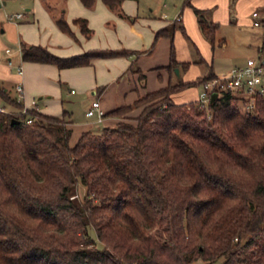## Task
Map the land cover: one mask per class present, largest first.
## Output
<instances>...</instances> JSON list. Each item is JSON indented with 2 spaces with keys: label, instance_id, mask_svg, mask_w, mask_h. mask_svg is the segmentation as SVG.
Returning a JSON list of instances; mask_svg holds the SVG:
<instances>
[{
  "label": "trees",
  "instance_id": "trees-1",
  "mask_svg": "<svg viewBox=\"0 0 264 264\" xmlns=\"http://www.w3.org/2000/svg\"><path fill=\"white\" fill-rule=\"evenodd\" d=\"M101 1L129 17L122 0ZM80 2L91 9L96 0ZM184 5L191 7L190 0ZM47 10L72 36L64 9ZM204 12L193 8L208 37L216 25ZM74 22L85 37L92 35L85 19ZM173 32L174 24L154 34V42L170 39L169 62L161 68L172 74L188 66L174 58ZM142 52L59 58L39 45H20L22 61L59 69ZM134 65L129 70L139 72ZM214 76L169 82L107 113L140 107L137 116L84 131L73 146L64 112L60 118L37 109L22 114L23 102L0 85V264H214L219 258L222 264H264V94L246 114L230 92L207 105L171 100Z\"/></svg>",
  "mask_w": 264,
  "mask_h": 264
},
{
  "label": "crops",
  "instance_id": "crops-1",
  "mask_svg": "<svg viewBox=\"0 0 264 264\" xmlns=\"http://www.w3.org/2000/svg\"><path fill=\"white\" fill-rule=\"evenodd\" d=\"M9 1L1 0L0 7L7 6ZM234 1L214 0L212 4H209L210 6H201L198 4L199 1L192 0V5L199 10H213L215 15L212 16V19L215 20L217 19L215 17L216 12L221 15L225 11L229 13L230 7L237 15V7L240 0H236L235 3ZM19 2H21L19 6L29 7L25 8L28 12L27 16L22 14V18L12 19L14 21L11 22L7 21L1 33H5L7 28L13 30L20 59V64L17 67L21 68V73L18 74L16 71L15 74H12L10 68H13L17 64L11 62L8 65L7 62L6 66L0 67V85L7 91L11 87L10 85L15 90V86L21 83L23 98L20 100L17 93L15 97L27 105L32 100H37L35 109L40 113L60 118L64 112L66 119L69 121L68 126L72 130L70 139H73L74 144L84 131L97 133L104 127H113L119 121L137 116L141 110L140 107H134L127 113L119 116H107V113L121 106L132 105L145 94L165 87H159L160 85L158 84V86L145 91L144 89L148 83V73L144 74L143 72L153 69L157 72L158 79L165 80L167 78V85L171 81L172 75L166 69L161 68L164 65L157 66V60L154 57L155 49L161 42L160 39L163 38L157 39L152 50L148 49V47L151 45L153 36L157 30L159 31L162 27H169L174 23H168L167 21L153 22L147 18H141L136 21L134 19L135 13L127 8L131 5L128 0H122L121 8L125 15L131 18V27L121 17L109 10L101 0H96L94 7L91 9L85 7L80 0H22ZM257 4L259 7L264 8V0H260ZM47 5L51 7L52 12L55 14L64 9V17L73 33L72 36L63 33L56 26L53 16L47 10ZM247 15H250V11H248ZM260 15L264 16V10ZM24 18L25 21L21 23L20 21ZM77 18H83L87 21V27L92 30L90 37H85L80 28L75 24L74 20ZM238 19L241 18L238 17ZM176 22L181 23L182 21L176 19ZM144 26L148 28L146 29ZM96 30L100 31L103 39L99 46L93 45L96 38ZM1 43L2 40L0 39V45ZM21 44L39 45L59 58L82 55L93 50L125 49L128 51L144 52L136 56L132 54V56L95 58L84 66L59 69L52 64L22 61L20 55ZM10 59L12 60V58ZM133 62H135L134 69L139 70V72L129 70ZM177 62L181 63L184 61L179 60ZM179 73L181 81H191L188 79L183 80L181 71ZM140 74L143 75V78ZM175 78L176 81L174 83L179 81L176 76ZM152 79L153 75L149 77V80ZM63 84L67 85L71 95L74 89L79 93L89 92L85 99L88 102L87 108L84 111L85 119L77 118L76 109L73 106L75 100L67 98L64 95ZM138 86L144 87V89L140 92L137 90ZM94 101L98 102L99 108L103 113L100 120L97 119L96 113L91 116L87 115L91 103ZM186 102L188 101L184 100L179 103Z\"/></svg>",
  "mask_w": 264,
  "mask_h": 264
},
{
  "label": "rangeland",
  "instance_id": "rangeland-1",
  "mask_svg": "<svg viewBox=\"0 0 264 264\" xmlns=\"http://www.w3.org/2000/svg\"><path fill=\"white\" fill-rule=\"evenodd\" d=\"M9 1V0H8ZM22 0H11L7 6L0 7V39L2 43L0 45V67L6 66L8 58L14 64L13 68H10L11 73H16V68L20 64L19 53L17 43L14 40L13 30L9 28L6 29L5 33H1V30L5 28L4 24L14 20L8 19L7 16L21 13L24 16H27L28 12L25 8L19 4ZM130 4L127 8L135 13L134 19L137 21L141 18L150 19L153 22L156 21H167L168 23H174V32H173V52L174 58L176 61L182 60L187 63L188 66L185 69H181V75L183 80L195 81L197 79H203L213 75H222L229 71L232 67L241 66L245 63L246 58L248 57H257L264 51V27H254L252 26L251 13L257 11L259 14H262L264 8L258 6L260 0H240L236 15L231 7L229 13L223 12V14H217L215 20L212 19V16L215 15L213 10H204L203 19L208 23H213L216 25L215 30L208 36H204L197 25L196 18L193 13V2L190 0V6L184 5L183 0H128ZM201 6H210L214 0H197ZM236 1V0H235ZM234 1V3H235ZM197 7V5H195ZM133 7V8H132ZM200 8V7H197ZM201 9V8H200ZM135 10V11H134ZM216 11V10H215ZM250 11V15H247ZM180 14V15H179ZM214 17V18H215ZM240 17L241 19L237 18ZM176 19L181 20L182 24L176 22ZM122 20L131 27L132 22L131 18L125 17ZM25 18L20 22H24ZM115 23V22H114ZM146 29L148 27L144 26ZM182 27L184 31L182 30ZM164 28V27H162ZM161 28V29H162ZM158 31V30H157ZM161 42L155 49L154 57L157 60V66L166 65L169 61L170 56V39L166 37H161ZM100 31L96 30V38L93 45L99 46L102 41ZM157 41V40H156ZM154 36L151 45L148 49H153L155 46ZM159 42V41H158ZM110 44V43H109ZM6 49L8 52H6ZM259 49V50H258ZM147 50V49H146ZM138 55V54H133ZM132 56V55H131ZM156 66V65H155ZM148 76L147 88L138 86L137 90H149L154 86L166 87L167 81L158 79L157 72L153 69L143 72ZM152 73V74H151ZM162 73V72H160ZM171 77L170 83L174 84L176 78L174 74L169 72ZM153 75V79L149 80V77ZM12 84V83H11ZM8 93L11 97H15V90L10 85ZM63 93L67 98L74 99V105L76 109L77 118L85 119L84 111L87 108L88 102H86V97L89 92H77L76 89L72 92L71 95L69 88L66 84L62 85ZM158 87V88H159ZM8 88V87H7ZM114 89V87H113ZM94 91V90H93ZM135 92V91H133ZM199 92V86H191L186 88L184 91H179L171 95V100L175 103L183 102L184 100L190 102L197 99ZM16 98V97H15ZM37 98V97H36ZM37 101V100H36ZM196 101V100H195ZM0 101V105H2ZM5 106V105H4ZM239 106V105H238ZM9 111L13 110L12 108L5 106ZM244 114L242 111H240ZM68 141L69 146H72L73 139ZM84 194V188L79 185L77 187V198L81 199ZM89 235L91 238L95 239V233L92 229H89ZM96 246L101 247L99 243H96ZM223 258H219L215 261L214 264H222ZM193 264H206L202 260H197Z\"/></svg>",
  "mask_w": 264,
  "mask_h": 264
},
{
  "label": "built area",
  "instance_id": "built-area-1",
  "mask_svg": "<svg viewBox=\"0 0 264 264\" xmlns=\"http://www.w3.org/2000/svg\"><path fill=\"white\" fill-rule=\"evenodd\" d=\"M7 18L11 20L19 19L22 18V14H13ZM251 18L252 26L264 27V16H261L257 11L251 13ZM6 52H8L7 49ZM10 64L11 61L8 59V65ZM16 71L20 74L21 68L17 67ZM197 85L199 86V92L196 102L200 105H207L210 102L212 93H216L217 97H219L224 92H230L238 98L240 111L244 114L252 112L255 109V98L264 94V51L257 57L246 58L243 65L232 67L222 75L199 81ZM15 91L18 98L22 100L23 87L21 83L15 86ZM35 105V100H32L29 105L23 103L21 113L26 114L28 110L35 109ZM94 113H96L98 120L103 116L97 101L91 103L87 115L91 116ZM31 120L28 117L26 122L30 123Z\"/></svg>",
  "mask_w": 264,
  "mask_h": 264
},
{
  "label": "water",
  "instance_id": "water-1",
  "mask_svg": "<svg viewBox=\"0 0 264 264\" xmlns=\"http://www.w3.org/2000/svg\"><path fill=\"white\" fill-rule=\"evenodd\" d=\"M174 73H175L177 79L180 80L181 77H180V73H179V69L178 68H175L174 69ZM216 98H217L216 93H212L210 102H213ZM18 122H19L18 120H12L11 121V124H14V123L16 124Z\"/></svg>",
  "mask_w": 264,
  "mask_h": 264
}]
</instances>
